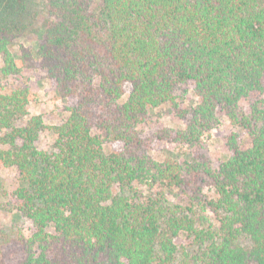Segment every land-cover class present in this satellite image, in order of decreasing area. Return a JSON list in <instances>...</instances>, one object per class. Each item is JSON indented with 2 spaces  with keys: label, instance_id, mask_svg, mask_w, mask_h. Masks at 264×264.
<instances>
[{
  "label": "trees",
  "instance_id": "16d2710c",
  "mask_svg": "<svg viewBox=\"0 0 264 264\" xmlns=\"http://www.w3.org/2000/svg\"><path fill=\"white\" fill-rule=\"evenodd\" d=\"M41 1V41L16 58L30 1L0 0V167L33 225L0 231V264H264V0ZM24 70L44 72L63 121L2 86ZM162 105L184 127L141 137ZM219 115L237 130L215 164L202 139ZM153 141L189 159L157 161Z\"/></svg>",
  "mask_w": 264,
  "mask_h": 264
},
{
  "label": "rangeland",
  "instance_id": "374dc122",
  "mask_svg": "<svg viewBox=\"0 0 264 264\" xmlns=\"http://www.w3.org/2000/svg\"><path fill=\"white\" fill-rule=\"evenodd\" d=\"M28 9L25 10L22 17L16 23L17 27L12 34L17 36L13 45L9 48L11 53L17 58L20 46L36 50L41 41L39 26L44 18L41 0H29ZM0 58V66H1ZM1 84L5 88H19L26 86L31 92L33 99L28 107L30 115H41L46 126H52L63 121L67 114L63 111L64 101L57 95L55 87L50 81L45 79L44 72L39 70H24L19 76L1 79ZM128 89L124 99L127 97ZM196 102L193 96H189L184 102L185 106L192 105ZM220 125L212 130L209 135L203 137L208 155L212 162L219 164L225 161L229 154L225 147V136L232 130L228 120L219 115ZM160 127L183 128L184 124L178 121L167 105H162L157 109L150 110L143 124L136 129L143 138H151L153 133ZM53 135L46 130L39 141V148L50 150ZM150 155L157 161L177 160L183 161L189 159V153L186 147L176 146L167 142L153 141L151 143ZM120 146L115 144L105 147V151L119 149ZM17 172L15 168L5 169L0 167V231L7 232L13 227L20 230L23 234L28 235L33 231V225L30 220L26 219L15 210H11L9 200L12 192L19 186ZM116 192V189L113 190Z\"/></svg>",
  "mask_w": 264,
  "mask_h": 264
}]
</instances>
